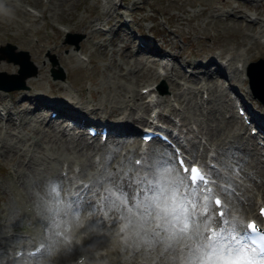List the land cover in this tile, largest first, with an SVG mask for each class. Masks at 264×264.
Listing matches in <instances>:
<instances>
[{
  "label": "snow or ice",
  "instance_id": "snow-or-ice-1",
  "mask_svg": "<svg viewBox=\"0 0 264 264\" xmlns=\"http://www.w3.org/2000/svg\"><path fill=\"white\" fill-rule=\"evenodd\" d=\"M184 163L162 154L144 168L143 176H129L127 182L110 177L100 203L120 211V219L127 221L121 231L131 228L137 248H159L171 264H264V230L254 221L229 220L223 210L218 212L219 219L210 213V207L222 204L219 198L214 205L209 202V174L215 168L208 166L205 173L197 167H184ZM91 192L92 186L81 185L65 200L62 179L49 184L45 223L49 242L36 247L31 256L50 253L56 244L70 242L66 234L69 222L79 219L83 207L98 206Z\"/></svg>",
  "mask_w": 264,
  "mask_h": 264
},
{
  "label": "rangeland",
  "instance_id": "rangeland-1",
  "mask_svg": "<svg viewBox=\"0 0 264 264\" xmlns=\"http://www.w3.org/2000/svg\"><path fill=\"white\" fill-rule=\"evenodd\" d=\"M80 1H81V4H80V2H77V0H64V3L57 7L58 16L64 15L66 17H71L75 13V11L78 12V14H77L78 17L80 15L84 16V13H87L88 10L90 11L91 8L87 7V10H86L84 1L83 0H80ZM194 1L195 0H152V2L155 3L156 5H158V6L162 5V7L167 8L169 10L168 13L173 18H175L179 14H184L185 15L186 10L191 12L195 8H198L199 6L192 7ZM76 2L78 4H80V5L77 6ZM92 2H93V0H89L90 4ZM97 3H99L98 0L93 5L94 9H96L98 7H101ZM222 5L230 6V9L234 12L235 11V5H237V4L234 3V0H232L230 2V4H225V3H223V2H221L219 0H210V7L215 9V10H219V8ZM231 6H233V8ZM246 6L249 8V5H246ZM250 7H253V5L250 6ZM263 10H264V8H263ZM221 13H223V12L219 11L218 14L216 15V19H214L215 27L213 26L216 29V31L218 32V34L216 35V39H219V42L221 44H223L228 49H235V50H236L237 47H239V45L241 47L245 46L244 48H246V46H247L246 43L247 42L250 43V46L252 48H253L254 45H258V42H257L256 38L252 34L248 33V32L254 31L255 30L254 28H251L249 25H247V26L245 25L244 26V24L241 21L229 18L228 17L229 15L227 16L228 19L219 20L217 17L219 15H221ZM54 15H55V13H54ZM90 15L91 14L88 13V15L84 16V17H88V16L90 17ZM206 15L207 14L202 15V17H205ZM82 16H80L79 18L78 17L75 18L73 16L74 17L73 20H79ZM196 16H197V13H194L191 17H189V20H191L192 18H194ZM94 17L95 16L90 17V18H94ZM55 18L59 19V17H56V16H55ZM104 20L105 19H103L102 21H104ZM50 21H51L52 24L55 25L54 20H51V18H50ZM209 21H210V23L212 22L211 19ZM15 24H16L15 27L12 28V29H11V26H7L6 28L9 29L10 33H20L19 39L17 38V43L18 44L22 43V46H21L22 48H26L29 51H31L29 48H31L30 38H31L32 33L30 32L31 34L29 33V34L26 35V30L24 31V33L22 32V30H24L22 23L21 22L20 23L17 22ZM229 27H231V29H234L233 32H231L229 34H236V36H230V35L227 36L226 32H227L228 29H230ZM76 31H78L80 34L85 35L84 31H82V30H76ZM205 32H207L205 37H209L210 38L212 33L209 30V28H206ZM94 33L96 34L97 32L94 31ZM208 35H210V36H208ZM33 36H35V35H32V41H33ZM188 37L190 38L191 35L189 34ZM27 38H29V39H27ZM50 38H55L56 39L55 36L50 37ZM18 40H20V41H18ZM149 40H151V39H149ZM200 41L203 42L202 39ZM101 44H100V46H102ZM209 44H210V42H209ZM116 47L117 46H115L114 48L110 47L107 51L104 50V48H102V51H104V53L100 51V53L103 55V58L97 60L96 67H98V70H97L96 74H97V76L99 78L103 77L101 79L103 82L108 81V80L110 81V75H112V74H116L115 78L120 81L119 83L124 81L122 79V77H119V76H122V75L119 73L120 72L119 71V65H117L116 62H120V61H122V59L118 55L119 51H118V49L116 50ZM217 47L220 48L219 46H217ZM89 48L92 50V49L95 48V45L91 43ZM203 49H204V46H201V47H198V48L191 47L190 52L191 53H198V54H201V55L207 54L208 50H203ZM256 49H258V48L256 47L255 50ZM186 50H189V47L184 45V46H181L179 48L178 52H184ZM122 53H124V59H125V61H127L126 52L122 51ZM250 54H251L252 57H255V55H256L254 50H250ZM145 60L147 61V58ZM103 62L105 64H103ZM36 63L38 64V62H36ZM40 64H41V68L43 66L45 71L48 70V67H47V65H46V63L44 61H42V63H40ZM109 64H111L113 69H117V71H115V70L113 71L112 69L106 70V67ZM248 64H249V62H248ZM12 66H16V68H17V65L14 64L13 62H11L9 67H7V68L1 67V66H0V68L7 69V70L11 71L12 70ZM67 66L69 67V64ZM99 78H98V80L100 81ZM38 82H40V83H38ZM126 82L129 83V81H126ZM47 83H48V81H46L45 77L38 78L36 76L29 83L30 86H29L28 89H31V87L33 89V88H35L33 86H37L38 88H36V89H38L39 91H44V90L48 91L49 89H47L48 88V84ZM113 88L116 91V94H115L114 90L111 91L110 98L112 96H114V95L115 96L118 95L119 92H120L119 86L117 87V88H119L118 89L119 91L117 90L116 87L113 86ZM185 89L192 90L193 88L191 86H186ZM185 89L181 90V92L183 93L185 91ZM99 95H102L103 97H107L109 94H108V92L104 91L103 94L99 93ZM219 96L220 95H218L217 97H219ZM117 97L119 98L120 96H117ZM119 100H120V102L125 103L124 101H122V99H119ZM107 101H110V99L107 100ZM143 102L144 101H140V103H143ZM140 105L141 104H139V106ZM187 105H188V107L191 106V104H189V102L187 103ZM107 106H108V104H107ZM141 108H143V105H141ZM143 110L147 111L148 109L146 108V109H143ZM201 118H202V120L204 119L203 116H201ZM213 118H214L213 119V123H206L207 126L208 125L216 126L218 124V121H220V120L223 123V119L220 116L217 117V115L214 114ZM17 130H18V132H17L18 135H20L23 138H27L26 142H31L32 145H37L38 141L36 142V139H34V138H35V135H37L39 137L40 133L36 129L32 130V129L29 128V126H25V127L21 128V130L18 127ZM5 132H6V134H4L3 131H0V195L2 193H6L7 192V199L5 201L0 197V204L2 205V208H4L3 210L0 209V211H4L3 212V216L0 217V247H1V245L3 243H7V244L10 245V248L8 250H11L12 248L15 247V245L21 244V243H23L25 241V237L20 236L17 233L18 229L16 227H20V223L25 222V223L29 224V222L31 221L30 209L28 208V204L30 205V207H33L34 209H35V207L38 208V206L35 204V201H36V199H41V197H43L45 195V192L48 191V185L50 183L48 182V179H45V178H48L47 176L51 174L53 166H58L59 165V161L56 159V157H58V156L56 155L55 158H53V156H55V154H57L60 150H55L56 151L55 152L54 149H48V148L44 149L43 147H42L43 149L40 150V148L36 147V146H35V148L34 147H30V149L26 150L25 149L26 145H23L15 137V135H16L15 133H14L15 135L13 134V136L11 137V134H10L9 131H5ZM5 135H6V137H5ZM44 142H45L44 139L40 140L41 144H43ZM2 143L8 144L9 146L1 145ZM44 144L46 145V144H49V143H44ZM2 146H4V147H2ZM8 147H11L12 150L18 149V148H22L23 151L25 150L24 151L25 153H28L29 155H33V159L36 161L37 167H34V169L32 167L31 168L30 167H23V166L20 165V164H22V160H21V158L19 160L18 156H17V159L15 157L12 158L10 156L11 154L6 156L8 152L6 153V155L4 154V152L7 151L6 148H8ZM47 152L50 154V156L47 155ZM63 153L65 155H67V156H74L75 155L73 153H67V152L66 153L63 152ZM41 156H43V158ZM44 158L46 160H44ZM58 159H59V157H58ZM18 162H20V164ZM9 166H14V169H12ZM25 169H26V171H25ZM6 170L7 171L8 170H11V171L17 170V171H19L21 179L25 180V183L23 185H21V186L19 185V182L14 184V182H17L16 179H14L15 177L13 176L11 179L8 178L7 175H6L7 174ZM45 174H47L46 177L44 176ZM11 181H12V183H11ZM33 182L36 183V185L34 187L31 186V183H33ZM249 182H251V181L249 180ZM20 188H22V189H20ZM2 191H4V192H2ZM20 191H22V192H20ZM22 193H23V195H21ZM31 193H34V196H33L34 199H30L29 194H31ZM38 195H40V196H38ZM39 219H40V214H38L36 216V220H39ZM36 226H37V223L35 221V223L31 225V230H33ZM83 231H85V230H83ZM90 242H92V241H90ZM55 253H57V252H55ZM4 258H5V254H4V256L3 255L0 256V264H8V263L9 264H16L15 261L14 262L5 261Z\"/></svg>",
  "mask_w": 264,
  "mask_h": 264
},
{
  "label": "bare ground",
  "instance_id": "bare-ground-1",
  "mask_svg": "<svg viewBox=\"0 0 264 264\" xmlns=\"http://www.w3.org/2000/svg\"><path fill=\"white\" fill-rule=\"evenodd\" d=\"M219 1H221V2H223V3H225V4H230V2L232 1V0H219ZM98 2L99 3H97L98 5H100L101 6V12L100 13H98V14H96L95 15V17L94 18H90L89 16L88 17H84V16H82L79 20H73L74 19V17L73 16H71V17H66V16H64V15H60L61 17H60V19H61V21H63V22H65V23H67V24H70V23H72V22H75L76 23V26H78V27H82V28H84V29H86V28H92V27H94L95 26V24L96 23H99V21L101 22L103 19H105L106 18V15H111L112 14V9L115 7V4H116V1L115 0H98ZM246 5H249V7L250 6H252L253 4H252V2H251V0H247V4ZM232 8H233V6H231ZM239 10L242 12L241 14H240V17H243V18H246L247 19V17H245V12H243V9L242 8H239ZM43 11V10H42ZM234 12H230L229 14H227V15H229L228 17L229 18H231L232 19V17H231V15L233 14ZM33 14L35 15V18L38 16V13H36V12H33ZM42 17H44V18H46L47 17V15L45 14V13H42ZM6 22H2V23H0V26L1 27H6ZM246 26L247 25H249L251 28H255V27H258L259 28V26H261V21L260 20H247V22H246V24H245ZM230 29H228L227 30V32H226V34H227V36L228 35H230V36H236V34H229V33H231V32H233V30L234 29H231V27H229ZM26 30H28V31H30V28H28V29H26ZM58 31V30H57ZM94 31H96L97 33H99V34H103L104 33V30H102V29H99V28H97L96 30H94ZM6 34V32H4V33H0V39L4 36ZM31 34V33H30ZM95 33L93 32V35H94ZM18 36V35H17ZM22 36V35H21ZM43 36H44V34H43ZM208 36H210V35H208ZM19 37V36H18ZM19 39V38H18ZM27 39H29V38H27ZM18 41H20V40H18ZM143 41H145L146 42V44H147V41H150L151 42V40H149V39H144ZM27 43V42H26ZM25 43V44H26ZM130 43H132V40H131V42H128V44L126 43V46H129L130 45ZM22 44V43H21ZM24 44V43H23ZM27 45V44H26ZM47 45H50L52 48H54V49H56V50H59L60 49V47H64L65 45H63V44H61L60 46H59V44L57 43V40L55 39V38H49V40H47V41H44V42H39V43H37L36 44V49L39 51V52H41L43 49H45V47L47 46ZM102 45V48H104V46H103V43L101 44ZM255 48H256V46L254 45L253 46V48L250 46V45H247L246 46V48H245V53L244 52H240V51H234L230 56H229V58L231 59V61L233 62V63H235L234 64V66H233V68L234 69H236V70H238V66L236 65V63H237V61L239 60V59H243V60H246L248 57H249V52H250V50H254V51H257V52H260V51H264V48L263 47H260V48H258V49H256L255 50ZM37 56H39V55H37ZM72 56H75V54L73 53L72 54ZM126 56H127V59H128V55H127V53H126ZM146 58H139L138 60H137V62H141V63H143L142 64V66L143 67H146V68H148L149 69V66H148V64H147V62H146V60H145ZM188 61H190V60H188ZM3 63H6V61H4V60H1L0 61V65H2ZM39 64V63H38ZM212 64V61H211V59H210V61L209 60H207L206 59V61L205 62H197V65H199V66H201L202 67V69H204L205 70V72H207L208 73V75L212 72V71H219L221 74H225L226 73V69H225V67H222L221 68V65H217V67H215L214 66V69H211V67H210V65ZM39 67H40V64H39ZM172 71H173V67H172V69H171ZM235 70V74H234V76L231 78V80H232V83L234 84V87H232L234 90H236L237 91V87H240L239 86V84L235 81L236 79H237V71ZM177 74H179V72H176ZM122 74H124V71L122 70ZM140 74L141 75H147V76H149V74H148V71L145 69V68H143L142 69V71H140ZM151 75H153V77H157L158 75H157V73L155 72V73H153V72H151ZM127 76L128 77H133L134 75L133 74H131V72L129 73V74H127ZM166 76L168 77V74H166ZM44 77V76H43ZM116 77V74H112V75H110V81L108 80V81H105V82H103L102 80H98V76L96 77V79H95V83H99L100 82V84L101 85H104L106 88H110L109 90H111V85H113L114 87H118L119 86V88H120V92H119V94L117 95V96H120L118 99H122V101H124L126 104H129L130 103V100H132L134 103L137 101V99H139V98H143L144 96H145V94L142 92V91H139V89L136 87L135 88V86H134V84L137 86V85H139V84H141L142 83V81H144L145 79H146V77H137L136 79H135V82L133 81V80H129L128 78H126V77H123V76H119V77H122V79L124 80V81H122L121 83H119L120 81L118 80V79H116L115 78ZM29 79L31 80V79H33L32 77H29ZM48 80H49V83H50V86L53 88V87H56V89L57 90H61L62 88H63V85L58 81V80H52V79H49L48 78ZM126 81H129V83L128 82H126ZM38 83H40V82H38ZM176 84L178 85V86H181V83H179V82H177L176 81ZM119 88H117V90L119 89ZM119 91V90H118ZM91 93H92V99L91 100H95L94 102H92V106L93 107H100V106H102L103 108H105L106 106H107V104H108V101L106 100V99H104V98H102V97H100V96H97V94L95 93V92H93L92 90H91ZM59 95V97L58 98H55V99H51V98H49L48 96H44V95H38V96H35V98H33L35 101H36V103L37 104H35L36 106H38L39 105V103L40 104H42V105H47L48 107H50V108H54V109H56V110H58L60 113H67L68 115H70V116H76V117H79L80 119H81V121H87L88 120V118H87V113H85V111L86 112H95V113H101V111H97V110H95L96 108H87V107H89V104H90V100H88L87 98H85V95H84V91H82L81 89H78V98L77 97H75V95L74 94H71V93H68V94H64V96H61V94H58ZM239 95H241V94H239ZM28 98V97H27ZM175 98L176 99H178L179 101H184L185 100V96H184V92L182 93L181 91H178V92H175ZM2 99H4V97L2 96ZM34 100H31L30 102H34ZM164 100H167V98L166 97H163L162 99H157V101L156 102H161V101H164ZM74 105H72V104ZM188 103V102H187ZM139 104H141V105H143V109H149V107H150V102L149 101H144L143 103H140V101L138 102V104L137 105H139ZM113 105V104H112ZM169 107H171L172 108V111H175V110H177L178 108L176 107V105H174L173 103H168L167 104ZM228 106H231V103L228 101ZM108 107V106H107ZM107 107H106V110H105V113H106V115L108 116V117H110V118H112V120L115 122V123H112L111 124V126L112 127H115V126H126L127 128H128V130L129 131H131V132H137V129H138V127L136 126V127H134V126H131L130 124H126V125H124L123 123H122V118L123 117H127L128 116V113L127 112H124V111H122V109H120V108H118V107H116V112H113V110L111 109L110 111L109 110H107ZM16 111L15 110H12V109H6V116H8L9 115V117H11L10 115L11 114H14ZM111 112H113L112 114H111ZM2 115H4V114H1V112H0V118L2 117ZM115 115H119V116H115ZM254 116H255V119L258 121V123H259V125H260V128L264 131V116H261L260 114H258V113H255L254 112ZM106 117V116H105ZM135 119V118H134ZM146 119V117L144 116V114L143 113H141L140 115H139V118H136V121L137 122H139V121H143V120H145ZM49 120H51V119H49ZM48 120V121H49ZM101 120V119H100ZM100 120H98V121H100ZM97 121V120H96ZM135 121V120H134ZM187 123V122H186ZM233 124V120L232 119H230V120H227V121H225V122H223L222 123V121L220 120V121H218V124L216 125V126H211V125H208L207 126V128L203 131L202 129H200V131L202 132V133H204V132H209V131H211V130H213V131H215V132H217V133H220V131L221 130H224V132H227V129L231 126ZM32 129V128H31ZM11 131V130H10ZM64 135L66 134V132L64 131V129H61L60 130ZM36 132V131H35ZM49 132H51V135H53L55 132H56V128L54 127V125L51 123L50 124V129H49ZM37 133V132H36ZM10 135V134H9ZM41 135V134H40ZM26 136V135H25ZM234 136L235 135H231V136H226L225 137V139H224V142H232V140H234ZM3 137V136H2ZM6 137V136H5ZM12 137V136H11ZM10 138V137H9ZM50 138H51V136L49 137V140H50ZM210 138L211 139H215L213 136H210ZM35 139V138H34ZM72 139H74V140H78V138L77 137H75L73 134H71L70 135V137H68L67 135L65 136V139H64V141L62 140V139H55V140H51L52 141V143H51V147H54V146H62V145H64L65 144V142H66V149H62L63 151H65V153L66 152H68V153H71V152H73V150L74 151H76L80 156H82V157H84V158H87V159H90L89 157H88V155H90V153H89V151H83V147H77V146H74L73 147V149H70V142L72 141ZM17 140V139H16ZM34 141V140H33ZM45 141V140H44ZM17 142V141H16ZM35 142V141H34ZM37 142V141H36ZM135 142H137V140L135 139ZM222 143V141H219L218 143H217V145H220ZM39 144V145H38ZM48 144H46V146H47ZM216 145V146H217ZM84 146H86V147H89V148H97V145L96 144H94V143H85L84 144ZM36 147H39V148H41V143L40 142H38L37 143V145H36ZM49 148H50V146H49ZM43 149V148H42ZM51 149V148H50ZM34 150V149H33ZM25 151V150H24ZM56 152V151H55ZM64 154V153H63ZM15 155H16V157L18 156L19 157V160H20V158H21V160H22V163L24 162V156H25V154L24 153H20V152H18V151H16L15 152ZM7 156H8V153H7ZM44 156V155H43ZM43 156H41L42 158H43ZM55 156H56V154H55ZM67 156V155H66ZM55 158V157H54ZM44 160H46L45 158H44ZM49 160V159H48ZM53 161V160H52ZM90 163H93V160L92 159H90V161H89ZM20 163V162H19ZM80 166H81V171H83L84 170V167H85V164L82 162V163H80ZM67 167H68V171L69 172H71V171H73V167H72V163H71V160H69L68 161V165H67ZM33 169H34V167H32ZM48 170V169H47ZM256 170V169H255ZM33 171V170H32ZM260 171L263 173L264 172V167H261L260 168ZM49 174V173H48ZM79 174H81V172L79 171ZM46 175L47 174H45L44 176L46 177ZM35 176V175H34ZM57 177H60V178H63V175L62 174H59ZM15 179V178H14ZM45 179H47V178H45ZM91 185H92V189H96L98 186H101V183H100V181L95 177V176H93L92 177V179H91ZM11 183H12V181H11ZM21 186V185H20ZM49 186V185H48ZM104 187V186H103ZM24 188V187H23ZM14 189V188H13ZM20 189H22V188H20ZM30 190V189H29ZM105 190L106 189H104V193H105ZM14 191V190H13ZM20 192H22V191H20ZM20 194V193H19ZM21 195H23V193L21 194ZM31 196H34V193H31L30 194ZM20 196V195H19ZM3 197H5V195H3ZM23 197V196H22ZM250 197H252V196H249L247 199L248 200H253V198H250ZM18 198V197H17ZM19 200V199H18ZM26 200V199H25ZM231 201V203L234 205V206H237V207H240V205H239V202H238V200H236V199H234V198H231L230 199ZM14 202V201H13ZM44 206H45V202H44ZM248 206L250 207V209H251V211H252V213H254L253 212V205L251 204V203H248ZM21 207V206H20ZM97 207H100V205H98ZM26 210V209H25ZM18 211V210H17ZM42 211L45 213V214H48V211L46 210V211H44V208L42 209ZM23 213V212H22ZM26 214V213H25ZM25 216V215H24ZM109 217H111V214L108 212V211H106L104 214H103V217L101 218V217H96V218H92L91 216L90 217H88L86 220H85V226H84V223H79L80 224V226L81 227H83V230H85L86 232H87V234L86 235H80V237H81V240L83 241V243H85V244H87V243H89L90 241H92V242H94V241H96V239H95V237L96 236H98V234L96 233V229H93V227H96V228H98L100 231H103V232H106V231H109V230H111V229H115V226L113 225V224H111L109 221H107V222H105V220L107 219V218H109ZM84 218V217H83ZM95 219H99L100 221H101V223L100 224H94L93 223V221L95 220ZM121 234L123 233V232H120ZM69 240H70V242L69 243H62L61 245H60V249H61V251H62V254L61 255H63V254H66V253H68L69 251H74V250H76L78 253H79V255L80 256H83V255H85V256H87L88 255V253H89V250L88 249H85L84 247H81V245H78L77 244V242L74 240V238H69ZM101 241H104V240H99L98 242H96V243H99V242H101ZM128 242H129V244H132V246H133V249H138V250H141V249H143V248H145V247H140V248H137L136 246H135V244L133 243V232H132V234L130 235V237L128 238ZM125 246H127L125 243H123V242H121V241H119V240H115V243H114V245H111V246H108L107 247V251H106V255H112L113 253H115V254H118L119 253V251L123 248V247H125ZM157 252L158 253H160V249L159 248H157ZM100 253H103V252H100ZM105 254H101V256L103 257V256H105ZM55 255L56 256H61L58 252L57 253H55ZM151 261H148V263L147 264H149ZM9 264V263H8ZM33 264H43V261L42 260H39V259H36L35 260V262L33 263ZM86 264H91V262H88V263H86ZM111 264H119L118 262H115V261H113ZM138 264H142V263H139L138 262Z\"/></svg>",
  "mask_w": 264,
  "mask_h": 264
},
{
  "label": "water",
  "instance_id": "water-1",
  "mask_svg": "<svg viewBox=\"0 0 264 264\" xmlns=\"http://www.w3.org/2000/svg\"><path fill=\"white\" fill-rule=\"evenodd\" d=\"M262 62H261V64H262V69H264V59L263 60H261ZM262 79H263V81H264V70L261 72V74H260V76H259V79H258V83H260L261 81H262ZM0 83H2V81L0 80Z\"/></svg>",
  "mask_w": 264,
  "mask_h": 264
}]
</instances>
